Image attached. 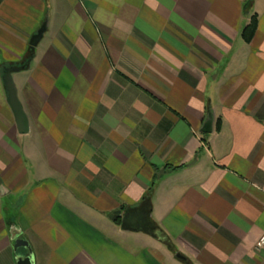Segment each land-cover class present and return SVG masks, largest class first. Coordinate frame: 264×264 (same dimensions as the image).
<instances>
[{"label": "crops", "instance_id": "obj_1", "mask_svg": "<svg viewBox=\"0 0 264 264\" xmlns=\"http://www.w3.org/2000/svg\"><path fill=\"white\" fill-rule=\"evenodd\" d=\"M248 1L0 0V264L28 252L17 239L35 264H264V0ZM41 29L13 73L21 133L3 67Z\"/></svg>", "mask_w": 264, "mask_h": 264}, {"label": "water", "instance_id": "obj_2", "mask_svg": "<svg viewBox=\"0 0 264 264\" xmlns=\"http://www.w3.org/2000/svg\"><path fill=\"white\" fill-rule=\"evenodd\" d=\"M44 34V31L41 29L38 31L36 35H34L30 41L31 49L30 54L28 55V58H30V55L33 53V56L28 60V67L30 66L33 57H34V47L38 44L40 39L42 38ZM27 58V59H28ZM25 62V61H24ZM23 63H16L13 65H6L3 67L4 74H3V81L5 88L8 93V102L13 110V113L15 115L16 123L18 126V129L21 133H27L29 130V118L27 113L24 110V107L20 101L19 95H18V88L16 86V83L13 78V73L15 71L24 70L27 68L22 67ZM213 123H214V116L213 114L209 115L208 120L206 121V126H210V131L213 129ZM118 214V213H117ZM147 219L145 215L142 214H131L126 213L123 216V222L122 225L125 228H132L135 226L136 228H141L143 230L148 231L147 229ZM134 227V228H135ZM25 247L27 248L28 252L25 255L20 256L19 263L18 264H35V256L33 253V250L31 248L30 243L25 239H17L16 240V248ZM177 256L181 259H186L182 254L177 253Z\"/></svg>", "mask_w": 264, "mask_h": 264}, {"label": "trees", "instance_id": "obj_3", "mask_svg": "<svg viewBox=\"0 0 264 264\" xmlns=\"http://www.w3.org/2000/svg\"><path fill=\"white\" fill-rule=\"evenodd\" d=\"M252 0H249L246 4H245V7H249L250 4H251ZM247 10V9H246ZM257 16L256 15H252L251 16V20H250V23L244 28L243 30V37L245 38L246 41H250L252 39V37L254 36L255 32H256V29H257ZM31 56H33V53L30 55V58ZM26 59L24 64L22 65V67L24 66V68H27L28 67V60L30 59Z\"/></svg>", "mask_w": 264, "mask_h": 264}, {"label": "built area", "instance_id": "obj_4", "mask_svg": "<svg viewBox=\"0 0 264 264\" xmlns=\"http://www.w3.org/2000/svg\"><path fill=\"white\" fill-rule=\"evenodd\" d=\"M256 249L264 251V233L256 243Z\"/></svg>", "mask_w": 264, "mask_h": 264}, {"label": "rangeland", "instance_id": "obj_5", "mask_svg": "<svg viewBox=\"0 0 264 264\" xmlns=\"http://www.w3.org/2000/svg\"><path fill=\"white\" fill-rule=\"evenodd\" d=\"M117 222H118V224H121V218L120 217H118V219H117ZM148 231H151V232H153V234H156V231L153 229V228H148ZM141 236H138V237H142L143 236V239L145 238L146 240H148V239H150L149 238V236L150 235H146V234H144V233H142V234H140Z\"/></svg>", "mask_w": 264, "mask_h": 264}]
</instances>
